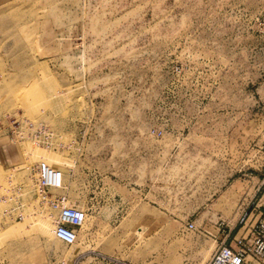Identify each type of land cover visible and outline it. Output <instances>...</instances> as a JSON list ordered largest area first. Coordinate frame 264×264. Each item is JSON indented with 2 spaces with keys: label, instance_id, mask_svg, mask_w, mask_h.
I'll use <instances>...</instances> for the list:
<instances>
[{
  "label": "rangeland",
  "instance_id": "1",
  "mask_svg": "<svg viewBox=\"0 0 264 264\" xmlns=\"http://www.w3.org/2000/svg\"><path fill=\"white\" fill-rule=\"evenodd\" d=\"M94 151L158 160L141 213L87 207ZM41 163L86 214L72 246ZM263 197L264 0H0V264H207Z\"/></svg>",
  "mask_w": 264,
  "mask_h": 264
},
{
  "label": "crops",
  "instance_id": "2",
  "mask_svg": "<svg viewBox=\"0 0 264 264\" xmlns=\"http://www.w3.org/2000/svg\"><path fill=\"white\" fill-rule=\"evenodd\" d=\"M15 161L9 162L15 165ZM108 162H110V159L105 157L104 154L101 155V153H98V156H96L95 151L93 154L88 152L86 158L87 207H92L93 213L98 215H104L107 212L117 214L122 211H130L134 212V214L141 213L144 198L148 199L149 190L152 199L154 197L153 194H155L153 188L157 186L155 182L158 178V160L153 158H150L149 161L146 159L137 160L132 167H123L119 165V163L118 168H109ZM70 176L72 187V182L75 179L73 170ZM77 182L79 185V180H77ZM67 185L70 187V184L67 183ZM51 194L54 197H65L68 204V192L66 188L63 187L62 190ZM233 195L234 188H230L227 197H232ZM157 198L158 196L156 199ZM151 204H153L152 201ZM256 207L260 209L264 207V197ZM112 227L116 228L117 226L111 225V228ZM41 238L44 242H48L46 237ZM54 239L55 238L52 237L49 241H54ZM81 254H78L76 258ZM85 254L89 257L104 256L108 258V256L94 251ZM109 259L118 262L116 259Z\"/></svg>",
  "mask_w": 264,
  "mask_h": 264
},
{
  "label": "built area",
  "instance_id": "3",
  "mask_svg": "<svg viewBox=\"0 0 264 264\" xmlns=\"http://www.w3.org/2000/svg\"><path fill=\"white\" fill-rule=\"evenodd\" d=\"M37 174L39 193L49 199V205L54 210H59L55 238L72 246L76 242L77 230L85 219V213L76 207H69L65 197H53L49 192L63 189L64 176L61 171L41 163ZM249 218L253 221L248 226L244 225L242 229L245 233L234 239V246L221 242L207 264H264V207L253 209ZM80 260H85L88 264H122L104 256L89 257L86 254L77 257L73 264H79Z\"/></svg>",
  "mask_w": 264,
  "mask_h": 264
},
{
  "label": "bare ground",
  "instance_id": "4",
  "mask_svg": "<svg viewBox=\"0 0 264 264\" xmlns=\"http://www.w3.org/2000/svg\"><path fill=\"white\" fill-rule=\"evenodd\" d=\"M45 164V163H44ZM47 165V164H46ZM39 166V165H38ZM49 167H51V166H49ZM38 168V167H37ZM51 168H53V167H51ZM54 169V168H53ZM38 176V175H37ZM82 211V210H81ZM85 213V212H84ZM85 220H86V214H85V219H84V221H83V223H82V225L85 223ZM81 225V226H82ZM56 228V227H55ZM54 231H55V229H54ZM53 235H54V232H53ZM77 235H78V233H77ZM77 235H76V239H77ZM54 237H55V235H54ZM76 243V242H75ZM74 245V244H73Z\"/></svg>",
  "mask_w": 264,
  "mask_h": 264
}]
</instances>
